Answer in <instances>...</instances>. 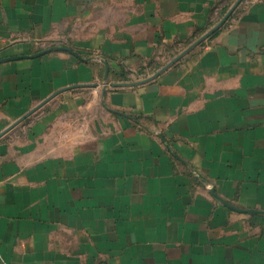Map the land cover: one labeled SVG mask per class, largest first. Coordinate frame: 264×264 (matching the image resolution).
I'll return each mask as SVG.
<instances>
[{
  "label": "crops",
  "instance_id": "obj_1",
  "mask_svg": "<svg viewBox=\"0 0 264 264\" xmlns=\"http://www.w3.org/2000/svg\"><path fill=\"white\" fill-rule=\"evenodd\" d=\"M11 57L0 264H264V0H0Z\"/></svg>",
  "mask_w": 264,
  "mask_h": 264
},
{
  "label": "water",
  "instance_id": "obj_2",
  "mask_svg": "<svg viewBox=\"0 0 264 264\" xmlns=\"http://www.w3.org/2000/svg\"><path fill=\"white\" fill-rule=\"evenodd\" d=\"M229 14V13H228ZM228 14L223 18V20L220 22V23H218L215 27H213L209 32H207L203 37H201L199 40H198V42H200L201 40H203L205 37H207L211 32H213L215 29H217L221 24H222V22L228 17ZM66 51V52H68V53H70V54H72V55H75L70 49H68V48H64V47H57V46H54V47H50V48H48V49H45V50H43V51H41V52H39V53H37V54H35V55H33V56H27V58L28 57H39V56H41V55H44V54H47V53H49V52H53V51ZM186 51H184L182 54H184ZM181 54V55H182ZM181 55H179V57L181 56ZM179 57H177V58H175V59H173L170 63H168L166 66H164L163 67V69H165V68H167L168 66H170L174 61H176ZM18 58H26V57H11V58H2V59H0V63H3V62H7V61H12V60H15V59H18ZM103 65L105 66V74L107 75V72H108V66H107V64L105 63V62H103ZM163 69H161V70H163ZM161 70H159V71H161ZM158 73H156V74H154L152 77H150V78H148V79H146L145 81H147V80H150V79H152V78H154L156 75H157ZM106 75H105V79H106ZM145 81H140V82H137V83H133V84H139V83H142V82H145ZM132 84V85H133ZM126 85H128V84H126ZM129 85H131V84H129ZM248 212H254V211H248Z\"/></svg>",
  "mask_w": 264,
  "mask_h": 264
}]
</instances>
